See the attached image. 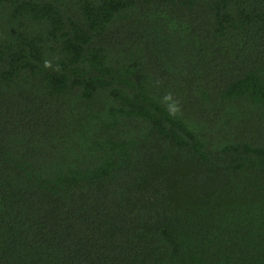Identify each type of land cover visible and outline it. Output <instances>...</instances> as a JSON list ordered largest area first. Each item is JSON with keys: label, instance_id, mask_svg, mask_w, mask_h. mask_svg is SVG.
<instances>
[{"label": "trees", "instance_id": "trees-1", "mask_svg": "<svg viewBox=\"0 0 264 264\" xmlns=\"http://www.w3.org/2000/svg\"><path fill=\"white\" fill-rule=\"evenodd\" d=\"M0 264H264V0H0Z\"/></svg>", "mask_w": 264, "mask_h": 264}, {"label": "clouds", "instance_id": "clouds-1", "mask_svg": "<svg viewBox=\"0 0 264 264\" xmlns=\"http://www.w3.org/2000/svg\"><path fill=\"white\" fill-rule=\"evenodd\" d=\"M44 67L45 68H50L52 67V62L50 60H45L44 61ZM165 101H171V103L167 104V108H168V111H169V114L170 115H174L175 112L178 110L177 109V102L176 101H173V97L171 95V93H168L165 95V97L163 98Z\"/></svg>", "mask_w": 264, "mask_h": 264}]
</instances>
